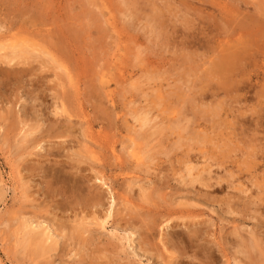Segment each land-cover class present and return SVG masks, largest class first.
Masks as SVG:
<instances>
[{
	"label": "rangeland",
	"instance_id": "1",
	"mask_svg": "<svg viewBox=\"0 0 264 264\" xmlns=\"http://www.w3.org/2000/svg\"><path fill=\"white\" fill-rule=\"evenodd\" d=\"M262 22L264 0H0V264H264ZM145 113L142 130L137 119ZM48 126L53 132L39 146L17 148ZM98 151L108 166L102 189L119 198L130 183L125 197L136 210L125 219L138 225L174 212L168 224L181 227L172 230L200 249L184 257L166 251L157 225L152 243L161 262L148 255L150 240L147 248L137 230L114 228L110 219L104 229L87 225L78 239L30 215L28 205L40 201L66 218L85 206L82 194L74 202L76 194L48 172L68 171L76 160L86 169ZM187 153L199 172L210 163V186L194 184L200 196L176 189ZM117 197L113 209L120 210ZM28 220L36 232L47 228L52 251L24 246ZM238 241L247 254L240 258ZM206 250L209 259L193 258Z\"/></svg>",
	"mask_w": 264,
	"mask_h": 264
},
{
	"label": "bare ground",
	"instance_id": "2",
	"mask_svg": "<svg viewBox=\"0 0 264 264\" xmlns=\"http://www.w3.org/2000/svg\"><path fill=\"white\" fill-rule=\"evenodd\" d=\"M154 1V0H153ZM130 2V1H129ZM131 3V2H130ZM147 4V3H146ZM170 7V6H169ZM141 8V7H140ZM156 9V8H155ZM244 9V8H243ZM153 11V10H152ZM185 12V11H184ZM154 13V12H153ZM158 13V12H157ZM181 13V12H180ZM183 13V12H182ZM126 14V13H125ZM154 19V18H153ZM263 24V22H262ZM264 25V24H263ZM259 30V29H258ZM259 32V31H258ZM261 42V41H260ZM258 43V42H257ZM260 44V43H259ZM253 48V47H252ZM263 48V47H262ZM260 49V48H259ZM184 51V50H183ZM23 52V51H22ZM261 52V51H260ZM17 53V52H16ZM239 53V52H238ZM234 54V53H233ZM235 55V54H234ZM17 56V55H16ZM231 56V55H230ZM228 61V60H227ZM234 62V61H233ZM243 66V65H242ZM210 67V66H209ZM58 70V69H57ZM240 71V70H239ZM238 71V73H239ZM242 71H240L241 73ZM12 73V72H11ZM236 73V72H235ZM237 73V74H238ZM1 74V73H0ZM7 75V74H6ZM13 75V74H12ZM16 75V74H15ZM236 76V74H235ZM7 77V76H6ZM10 77V76H9ZM7 77V79L9 78ZM226 77V76H225ZM257 77V76H256ZM9 80V79H8ZM204 80V79H203ZM210 89V88H209ZM188 92V91H187ZM189 93V92H188ZM27 95V94H26ZM227 99V98H226ZM30 100V99H29ZM40 100V99H39ZM186 100V99H184ZM192 100V99H191ZM35 102V101H34ZM65 101H62V104L65 106ZM184 102V101H183ZM182 102V103H183ZM32 103V102H31ZM184 106V105H183ZM185 107V106H184ZM216 107V106H215ZM34 111V110H33ZM231 112V111H230ZM144 113V112H143ZM192 114V113H191ZM147 113H145L144 115L141 114V116L137 119L138 122H139V128L142 129V127H145L146 125H148L150 119L147 118ZM193 115V114H192ZM233 115V114H232ZM69 116V115H68ZM71 117V116H70ZM186 117V116H185ZM188 117V116H187ZM193 118V116H192ZM187 119V118H186ZM68 120V119H67ZM66 120V121H67ZM212 120V119H210ZM152 121V120H151ZM188 121V120H187ZM186 121V122H187ZM68 122V121H67ZM66 122V123H67ZM59 123V122H58ZM66 123H60V124H57L58 127L61 126ZM69 123V122H68ZM71 123V122H70ZM73 125H77V124H73ZM72 125V127L74 128V126ZM150 125V124H149ZM28 126V125H27ZM50 126V125H49ZM47 127L45 128V130H41L39 131L38 133H35V135H33V132L32 134H30L31 136V139L30 140H21V142H23L24 144H21L20 142V145L17 147L18 149H21V150H27L28 148L32 147L33 148H36L37 146H39V143L42 142V140L44 138H49L50 136V133H52L53 131L50 130L52 128L51 127ZM63 126V127H64ZM69 127V130H68V127H67V132L70 133V132H73L74 130L71 129V125L68 124ZM57 127V128H58ZM62 127V128H63ZM147 127V126H146ZM30 128V127H29ZM55 127V129H57ZM61 128V129H62ZM26 129V128H25ZM34 129V128H33ZM28 130V129H27ZM32 130V129H31ZM143 130V129H142ZM22 131V130H21ZM64 132V131H62ZM61 132V133H62ZM66 132V134H68ZM77 132V131H75ZM27 135H29V131H27L26 133ZM91 134V133H90ZM89 134V136H90ZM33 135V136H32ZM83 136V135H82ZM85 136V135H84ZM99 136V135H98ZM245 136V135H244ZM25 135L22 137L24 138ZM28 137V136H27ZM86 137V136H85ZM92 137L94 138V136L92 135ZM26 138V137H25ZM24 138V139H25ZM81 138V136H80ZM92 138V139H93ZM6 139V138H5ZM27 139V138H26ZM95 139H97L95 137ZM16 140V139H15ZM81 140V139H80ZM98 140V139H97ZM96 141V140H95ZM93 141V142H95ZM80 142V141H79ZM90 142V141H89ZM189 142V141H188ZM100 144V142H98ZM17 144V143H16ZM51 145V144H50ZM54 146V145H53ZM87 146V145H86ZM83 147V146H81ZM100 147V145H99ZM99 147H96V148H99ZM73 148V147H72ZM88 148L91 150V146H88ZM101 148V147H100ZM21 152V151H19ZM187 152H190L187 151ZM87 154V151H86V148H82L80 150V153L79 154ZM94 156L96 155V157L91 160L92 164L88 166V168L84 169L82 167H80L83 163V161L81 160H76V161H72L71 163H67V168H68V171H65L64 169H53L52 172L50 170V172H48V176H51L49 178H51L52 180L54 179V183L56 184H60V185H63V186H66V189H68L67 193L70 192V194L72 193H75L76 195H74L75 199L74 202L78 201L79 199H82V195L84 197V199H86V205L85 206H79L78 208L74 207L72 210H71V214L72 216L70 217H63V216H57V214L54 213V211H46V202L45 201H40V202H36V200L32 197L34 196L33 195H27L30 202L32 203H35V205H28L30 207H32V212H30V215H32L33 217H38L40 219H47L50 223H52V225L56 226L55 228H58L60 233H62L64 230H68L71 232V235H75L74 237H77L78 239H80V236H81V233L83 232H88L87 230V225H94L96 227H99L100 229H104V225H106L108 223V220L110 219L111 223L114 224V228L116 227H119L120 229V226L123 227L122 230L125 229H132V230H137L138 231V236H140V242L144 245H147V248H148V240L151 241V244L153 246H149V250L151 249V254L149 253L148 255L153 257L156 261L159 260V261H163L165 259L163 253H162V250L160 251L159 250V244L157 245L154 241L155 244L152 243V240H156L154 239V233L151 232L157 225H161V227H163L161 230H164L163 231V234L161 233V236L162 238L160 239V242L163 246H165V250L168 251V249L170 250H176V253H178L179 255L178 256H187L185 255V250L187 249H190L192 250L193 248H195L196 250H198V245H194L193 241L195 239H192V237H186L184 238V236H182L180 233L172 230L174 228H177L179 227L180 225H176L177 222H170V224H168V222L170 221V216L172 213L174 212H168V211H161V212H157L154 214V217L151 221H149L147 223H144V224H148V225H144L142 224L141 222L136 225V221H133L135 220V218H131V219H125L124 216H126V213L125 211L127 210V212L129 210H131L132 212L134 211V209L136 207H132L130 204L131 201H129L127 199V197H125V192L128 190V194H129V190L131 189V187L129 186L130 183H128L125 187V192L124 190L122 191V193H120L118 196L119 198L116 196L115 193H113L111 190L108 191V188H106V190H103L102 187H105V183H106V180H105V175H104V171L102 169H106L108 168V166L106 165H102L101 162V154L100 152L98 151L97 153L96 152H91ZM98 154V155H97ZM186 154V153H185ZM23 155V154H22ZM19 156V160L23 163H25L27 160L26 157H23V156ZM29 155V154H28ZM64 156V155H63ZM73 156V155H72ZM93 156V157H94ZM192 156V155H190ZM202 156V154H201ZM29 157V156H28ZM185 157V156H184ZM17 158V157H16ZM81 158V157H80ZM203 158V157H202ZM201 158V159H202ZM193 159V158H192ZM206 159V158H205ZM207 160V159H206ZM16 162V161H15ZM64 162V161H63ZM202 162V161H201ZM206 162V161H205ZM19 163V162H18ZM197 163V162H195ZM194 162L191 161V159L189 158V154L187 153V156L186 158L183 159V161L181 162V165H184L183 168L185 167V176H181V178H179L180 181H178V184H182L183 187L185 186V188H183L182 186H179V187H176V189H179L181 188V190H184L186 191V194H195L196 196H200V191H198L197 189L194 188V184H197V185H201L202 188H206L209 187L210 185L208 184L211 180H212V174L211 171L208 170V167H206L205 165H209V164H205L203 166V168L201 167L202 171H198V166L195 164ZM34 164V163H33ZM199 164V163H198ZM202 164V163H200ZM219 164V163H218ZM20 165V164H19ZM65 165V163H64ZM63 165V166H64ZM217 165V164H216ZM113 166H116V168H119L121 169L120 165H113ZM177 166V165H176ZM213 166V164H212ZM21 167V165H20ZM210 167V166H209ZM217 167H219L217 165ZM64 168V167H63ZM182 168V169H183ZM216 168V166H215ZM15 169V168H14ZM210 169V168H209ZM21 170H19V177H20V182H22L21 184L24 186L26 185V183L28 182V177L27 176H24L21 174ZM70 170V171H69ZM184 170V169H183ZM88 172L89 174H83V172ZM182 171V170H181ZM13 172V171H12ZM229 174V173H228ZM233 175V174H232ZM18 177V178H19ZM221 177V176H220ZM218 177V178H220ZM229 177V176H228ZM227 177V178H228ZM230 179V178H229ZM224 180V179H222ZM231 180V179H230ZM217 181H220V180H217ZM233 181V179L231 180ZM94 182H97L98 184L94 183ZM221 182V181H220ZM225 182V180H224ZM235 182V180H234ZM233 182V183H234ZM88 183H92V184H88ZM238 183V182H237ZM133 184V183H132ZM212 184V183H211ZM230 184V183H229ZM232 184V183H231ZM235 184V183H234ZM233 184V185H234ZM164 185V184H163ZM28 186V185H27ZM141 186V185H140ZM177 186V185H176ZM213 186V185H212ZM25 187V186H24ZM107 187V185H106ZM165 187V186H164ZM196 187V186H195ZM235 187V186H234ZM238 187V186H236ZM232 188V187H231ZM26 189V188H25ZM245 189V188H244ZM132 190V189H131ZM194 190V191H193ZM201 190V189H199ZM1 191V190H0ZM205 191V190H204ZM242 191V190H241ZM26 192V191H25ZM24 192V193H25ZM202 192V190H201ZM243 192V191H242ZM28 193V192H27ZM33 193V192H32ZM143 193V192H142ZM202 193H206V192H202ZM244 193V192H243ZM246 193V192H245ZM81 195V196H78V195ZM130 195V194H129ZM142 195V194H141ZM72 196V195H71ZM80 197V198H79ZM116 197L118 199H120V207L122 206V208L119 210H115L113 209L114 208V205H115V202L116 201ZM25 198V196H24ZM27 198V197H26ZM63 198H65L63 196ZM78 198V200H76ZM128 198H130L128 196ZM29 200H28V203H29ZM83 200V199H82ZM211 200V199H210ZM81 201V200H80ZM105 201V202H104ZM72 200L70 201V204H71ZM133 202V201H132ZM73 203V202H72ZM73 205V204H72ZM75 206H78V204L75 203ZM132 208H131V207ZM135 206V205H134ZM137 206V205H136ZM63 210V209H62ZM115 210V211H114ZM136 210V209H135ZM159 210V209H158ZM86 211V212H85ZM177 212V211H176ZM88 213V216L87 214ZM36 214H39V215H36ZM139 214H136L135 216H138ZM149 215H152V214H149ZM89 216L91 217V223H87L86 222V218ZM118 216L119 218L117 219V221H114V217ZM128 216V215H127ZM141 216V215H140ZM138 216V217H140ZM179 216H182L181 214ZM63 217V218H62ZM150 217V216H149ZM130 218V216L128 217ZM152 218V217H151ZM177 218H180V217H177ZM133 219V220H132ZM140 219V218H139ZM182 219V218H181ZM31 220V219H30ZM37 220V219H36ZM173 220V219H172ZM45 221V220H43ZM89 222V221H88ZM123 222V223H122ZM29 223V220L26 221V223H24L25 227L28 228L30 225L28 224ZM35 223V222H34ZM39 223V222H37ZM162 223H164V225H162ZM176 223V224H175ZM28 224V225H27ZM183 224L185 223H182V227H183ZM189 224V223H188ZM21 225V224H20ZM186 225V224H185ZM137 226V227H135ZM40 227V226H39ZM91 227V226H90ZM158 227V226H157ZM181 227V226H180ZM188 227V225H187ZM184 228V227H183ZM35 229V228H34ZM34 229L32 228H28V230L25 232V245L24 246H30V245H34L37 249V251H40L42 253H48L50 250L52 251V247L51 246L52 244H50L49 247L45 248V243L47 240H52V242L54 241V238L51 237V235L49 236L48 235V232H45V230H47V228H41V231H34ZM57 229V230H58ZM166 229H168V231H166ZM188 229V228H187ZM26 230V229H25ZM38 230V229H37ZM131 230V231H132ZM67 231V233H68ZM193 231V230H192ZM196 232V231H195ZM58 233V232H57ZM157 233V232H156ZM159 233V232H158ZM182 233V232H181ZM157 235V234H156ZM187 235V234H186ZM160 236V237H161ZM83 237V236H82ZM198 238V237H197ZM72 240V239H71ZM73 241V240H72ZM82 241V240H81ZM84 241H87L86 239L84 240L83 239V242ZM128 241L130 242V240L128 239ZM249 241V239H248ZM157 242V241H156ZM159 242V243H160ZM241 242L242 241H238V247H236L235 249H237L235 252L237 253V255L239 254L240 256L242 254H246V252H244L243 250L240 249L241 247ZM51 243V242H50ZM234 243V242H233ZM248 243H251V242H248ZM48 245V244H47ZM201 245V244H200ZM152 247V248H151ZM146 247H143V249L141 248V251L142 252H146L145 249H147ZM209 248V247H208ZM249 248L251 249H254V245H251ZM162 249V248H161ZM200 249V248H199ZM207 249V248H206ZM243 249V247H242ZM31 250V249H30ZM186 250V251H187ZM33 251V250H32ZM207 251V250H206ZM251 251V250H250ZM24 252V251H23ZM34 253L36 251H33ZM173 252V251H171ZM188 252H190L188 250ZM196 252V251H195ZM194 252V253H195ZM252 252V251H251ZM32 253V252H30ZM32 253V254H34ZM167 253V252H166ZM199 253V252H198ZM146 254V253H145ZM170 255L172 253H169ZM193 254V253H192ZM257 254V253H256ZM35 255V254H34ZM198 255L199 254H193V258L195 260H197L198 262L202 263V260L205 261L207 259H209L210 255L208 254V251L207 253L205 252L204 253H200L199 256H201L200 259H198ZM238 255V257L240 258V256ZM244 255V256H245ZM37 256V255H36ZM253 256V255H252ZM175 257V256H174ZM182 257V258H183ZM185 258H188V257H185ZM234 258V256H233ZM236 258V257H235ZM243 258V257H241ZM179 260V258H176V260ZM236 260V259H235ZM238 260V259H237ZM234 261V263L236 264H241V259L239 261ZM180 261V260H179ZM191 261V260H190ZM174 262V261H173ZM181 263V262H180ZM179 262H177L176 264H180ZM187 263V262H186ZM190 263H193V262H190ZM194 264V263H193Z\"/></svg>",
	"mask_w": 264,
	"mask_h": 264
}]
</instances>
